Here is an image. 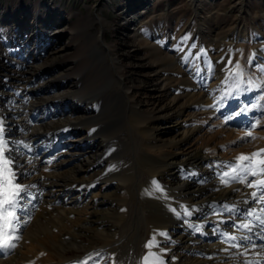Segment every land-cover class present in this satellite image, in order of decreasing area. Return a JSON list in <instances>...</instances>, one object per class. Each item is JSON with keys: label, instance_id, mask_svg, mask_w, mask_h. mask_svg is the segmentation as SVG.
<instances>
[{"label": "bare ground", "instance_id": "obj_1", "mask_svg": "<svg viewBox=\"0 0 264 264\" xmlns=\"http://www.w3.org/2000/svg\"><path fill=\"white\" fill-rule=\"evenodd\" d=\"M137 21L138 17H134L132 26L136 27ZM27 27L26 23L19 21L13 25L12 33L5 36L9 57L23 59L27 65L22 66L25 69L20 76L22 80L10 77L8 83L5 81L1 88L4 99H8L10 106L0 110V127L3 128L0 133V140L3 141L0 149L3 150L4 159L12 161L11 165L4 166L5 176L8 177L10 167L15 173L14 182L24 189L21 194L24 198L21 201L22 208L16 210L20 217L17 226L20 239L15 242L14 248L0 250V264H78L87 259L89 254L93 258L88 260V264H106L104 258L109 255L112 257V264H145V256L149 257L147 264H159L160 261L163 264H264V225L255 219V216H260L264 220V201L255 202L251 193L257 192L259 196L258 188L248 187L246 182L233 179L237 175L243 177V174L232 171L233 166L243 163L237 160L241 154L251 155L264 150V139L254 141L252 147L249 145L248 148L234 151L228 146L230 149L226 150L223 148L227 146L220 147L216 142L227 145L229 134L225 139L217 141L216 134H203L200 126L190 129L185 123L194 114L198 119L199 113L205 116H215L217 113L226 115L225 112L231 107L237 111L236 117L239 120L235 121L236 126L241 125L243 131L228 129L232 132H225L240 138L244 132L248 135L251 131L252 134V114L256 111L250 112L248 107L253 98L246 95L235 99L240 102L236 108L224 102L225 88L221 80L224 74H221L225 66H219L221 71L218 73L213 71L199 75L196 83L185 81L183 88L188 95L187 101L196 102L195 105L190 104L183 109L179 104L181 98H164L160 103L162 106L159 113L165 120L163 125L168 127L156 128V125H162L161 120L145 122L148 115L142 110L141 101L130 94L119 73H112L117 71V66L115 60H111L110 65L107 63L108 58L104 54L110 55L111 48L108 46L103 47V52L97 47L100 45L93 49L100 61L103 80L89 91L87 98L84 96V99L81 97L76 100L75 84L70 81L71 87L60 88L61 90L51 93L53 83L49 81L50 77H44L41 73L47 72L48 62L52 60L48 54V58L39 60V45L51 43L53 35H49L58 32L50 29L43 30L42 33L37 26L29 31ZM97 38L101 41V34ZM243 40L249 42V34H245ZM155 50L158 63L164 62L165 54L159 49ZM53 57L56 59L54 54ZM36 61L40 62L33 66ZM247 79L251 81L250 78ZM92 83L95 82L91 81ZM115 84L123 88L118 94L127 99L131 126L137 127L138 133L146 140L145 157L152 163L162 165V168L171 166L173 172L169 176L165 172H149L151 179L147 190L142 189L145 187L142 185L130 193L123 187L126 178L122 180V186L111 178L109 170L112 162L108 158L110 150L107 149L106 140L104 142L103 138H97V131L105 125L101 119V110L96 112L93 108L95 106L85 104L114 89ZM240 95L237 93L235 97ZM89 108L92 110L89 111ZM12 110H17V113L13 115ZM187 112L189 115L185 114ZM81 131L83 135L79 134ZM198 133L203 137L194 140L193 150H184L182 144ZM56 135L59 139L54 137ZM167 137L173 140L182 154L180 158L171 159L170 165L162 156L166 152L157 153V149L160 150L159 141L166 140ZM126 139L127 137H121L116 141L124 142ZM68 141L72 149L64 148L66 146L63 145ZM109 143L113 144L110 139ZM205 143H208L209 149L215 144L214 151L208 153L204 149ZM65 151L67 158L59 160L54 169L48 167L45 175H40L41 165L49 163V158L46 157L55 158L58 152ZM260 158H252L254 167ZM94 166L96 167L90 170ZM225 172L229 175L224 176ZM160 178L161 181L168 178L172 184L164 187L159 182ZM258 178L247 177L253 182ZM225 180L228 182L224 183ZM95 181L103 185L100 191L105 189L108 193L101 195L97 203L89 204L86 202L89 195L87 191L96 188L92 185ZM91 185L92 188H88ZM9 189L10 186H6V190ZM116 195L119 196L117 203L111 199ZM147 198L151 200L150 204L147 203ZM131 199L136 200V212L132 215L127 208ZM186 210L191 214H186ZM248 211H252L254 216H247ZM116 214L119 219L114 223ZM124 219L128 221V225L124 226ZM142 221L147 228L151 227L146 229L155 237L152 247L154 250L150 252L146 244L152 239H140L139 231L144 225ZM245 223L249 224L248 229L240 227ZM233 236L236 237L235 240L230 239ZM94 238H101L103 241L98 249L90 248L84 241ZM105 249L109 251L105 253ZM74 250L84 254L76 258L66 257L68 252ZM168 253L190 258V262L184 263L182 258L175 262L167 260Z\"/></svg>", "mask_w": 264, "mask_h": 264}, {"label": "rangeland", "instance_id": "obj_2", "mask_svg": "<svg viewBox=\"0 0 264 264\" xmlns=\"http://www.w3.org/2000/svg\"><path fill=\"white\" fill-rule=\"evenodd\" d=\"M134 17H138L136 27L132 26ZM19 21L26 23L29 31L30 28L37 26L40 27L42 33L43 30L49 31L50 29L51 31L56 29L58 32L49 35H53L51 43L39 45L41 47L39 60L48 58V55L52 60L48 62L47 72L41 73L44 77H50L49 81L53 83L51 93H55L57 89L71 87V83H74L75 93H73L77 94L76 100L81 97L82 99L87 98L89 91L103 80L100 61L93 49L100 45L97 47L103 52V47L108 46L111 48L110 55L104 54L108 58H106L107 63L110 65V61L115 60L117 66V71L112 73L115 75L119 73L130 94L137 101H141L142 110L148 115V118L145 117L147 120L144 118L145 122L151 123L159 119L162 125L157 123L156 128H160L166 126L163 125L165 120L159 113V108L162 106L160 103L164 98H181L179 104L183 109L190 104L195 105L196 102L187 101L188 95L183 88L185 81L196 83L199 75L213 71L218 73L221 71L219 66H225L221 74H224L221 80L225 88L223 99L226 100L223 101L227 104H234L235 108L240 103L235 99L251 95L253 101L248 107L249 111L259 110L258 113L252 114V119L256 122L252 130L256 133L252 132L249 136L244 132L241 138L226 133L225 131H232L228 130V123L223 121L220 113L215 116H209L210 114L205 116L199 113L198 119L195 114H191L192 116L185 120L186 125L190 129L200 126L203 134L205 132L207 135L216 134L217 141L225 139L229 134L227 145L216 142L220 147L227 146L223 148L226 150L231 148L235 151L248 148L249 145L252 147L254 141L264 139V71H261L264 68V0H0V110L2 111L10 107L8 99H4L2 94L1 88L5 85L3 83H8L10 77L20 78L25 71L23 67H26L23 59L9 57L5 46V36L12 33L13 25ZM99 34L102 37L101 41L97 40ZM245 34H249V42L243 40ZM155 49L165 54L164 62L158 63ZM40 61L38 63L36 61L33 66L39 64ZM15 62L18 63L13 66ZM236 65H239V69ZM91 81L95 83L91 84ZM120 89L123 88L115 84L114 89L85 104L95 106L93 108L96 112L101 110V119L105 125L97 131V138H101L100 140L103 138L104 142L106 140L107 149L110 150L108 158L112 162V167L109 175L111 174V178L120 186H122V180L126 178L123 187L132 193L137 186L144 185L145 187L142 188L144 190L149 188L151 179L149 172L158 171L161 174L165 172L168 176L173 172L171 166L162 168V165L152 163L145 157L146 140L138 133L137 127L131 126V119L128 118L130 108L126 97L118 94ZM237 93L241 95L235 97ZM246 102L249 104V101ZM12 112L14 115L17 110H12ZM70 112L71 110L69 114ZM231 112L233 115L228 122L237 120L234 116L236 113L234 109ZM185 114L189 115L188 112ZM79 115L82 114L79 113ZM165 130L168 131V129ZM81 133L79 134H84L83 131ZM106 136L109 137L106 138ZM54 137L59 139L57 135ZM121 137H127V139L124 142L116 141ZM201 137H203L201 133L191 136L190 140L182 144V148L192 151L194 140ZM71 139L74 140V138ZM109 139L113 144L109 143ZM171 142L173 140L170 138L159 141L160 150L157 149V153L166 152L162 156L169 165L172 163L171 159L180 158L182 155L174 142L173 145ZM249 142L253 144H248ZM214 145L212 144V148L209 149L208 143H205L204 149L211 153L214 151ZM63 146H66L64 147L66 149L68 147L72 149L69 141ZM66 153L67 151L58 152L55 158L54 156L46 157L49 158V163L41 165L40 175H45L48 167L54 169L59 164V160L66 157ZM82 153L84 154L83 151ZM95 167H91L90 170ZM166 175L164 174L165 177ZM95 182L92 184L96 187L95 189L92 185L88 187L92 188L91 191H87L89 195L86 202L89 204L97 203L101 195L108 193L105 189L100 191L103 185L98 181ZM159 182L164 187L172 184L168 178L162 181L160 178ZM111 199L117 203L119 196L116 195ZM135 201L131 199L128 201L130 204L127 203L131 215L136 212ZM147 203H151L148 198ZM115 218L114 223H117L115 221L119 219V216L116 214ZM123 221L126 222V219ZM125 225H128V221L124 223ZM146 228L145 224L142 225L139 231L140 239L153 238L147 230L151 227ZM84 241L93 249H98L97 247L103 244L101 238ZM107 251L109 249L105 253ZM83 254L84 252L74 250L68 252L66 257L76 258ZM166 257L167 260H174V262L179 258H182L184 263L190 262L189 257L186 259L187 257L179 256V254L168 253ZM112 261L111 255L104 258L106 264H112Z\"/></svg>", "mask_w": 264, "mask_h": 264}, {"label": "snow or ice", "instance_id": "obj_3", "mask_svg": "<svg viewBox=\"0 0 264 264\" xmlns=\"http://www.w3.org/2000/svg\"><path fill=\"white\" fill-rule=\"evenodd\" d=\"M231 63V61H229ZM237 69H239V65H236ZM264 71V68L261 69ZM251 83V82H250ZM3 132V128L0 127V133ZM250 136L251 133L249 132ZM3 141L0 140V144ZM261 157L254 167L253 165V157ZM237 160L243 162L241 164H237L232 167V171L236 173H242L243 177L237 175L234 176L233 179H240L241 182H246L248 187L258 188L259 196H257V192H252L251 196L255 202L264 201V150L259 152H253L251 155L241 154L237 157ZM11 160L4 159L3 150L0 149V250L3 249H12L16 246V241L20 239V236L17 234V226L20 223V217L17 215V208H22L21 201L23 200V196H21V192L24 190L23 187L19 183H14L15 181V173L8 168V177L5 176L4 166L11 165ZM229 173L225 172L224 176H228ZM251 176L253 178H258L253 182V180H248L247 177ZM228 181H224L227 183ZM155 183V181L153 182ZM6 186H10L9 190H6ZM159 186H157L158 188ZM264 211V209H262ZM186 214L190 215V212ZM247 216H254L252 211L247 212ZM255 219L260 221L261 225H264V220L261 219L260 216H255ZM240 227L248 229L249 224H241ZM160 235H166V233H160ZM230 239L235 240L236 237H230ZM155 244V237L152 238L146 244L147 248H152ZM43 255V254H42ZM99 256V253L95 254ZM155 255V254H150ZM92 254H89L88 258L84 261L78 262V264H88V260L92 259ZM149 257L145 256L144 261L147 264ZM158 259V258H157ZM159 264H163V261H160ZM250 264V262H249Z\"/></svg>", "mask_w": 264, "mask_h": 264}]
</instances>
